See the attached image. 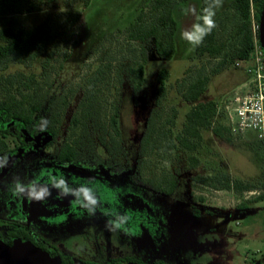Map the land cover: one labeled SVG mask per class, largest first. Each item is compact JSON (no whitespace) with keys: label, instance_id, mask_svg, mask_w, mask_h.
Wrapping results in <instances>:
<instances>
[{"label":"rangeland","instance_id":"rangeland-1","mask_svg":"<svg viewBox=\"0 0 264 264\" xmlns=\"http://www.w3.org/2000/svg\"><path fill=\"white\" fill-rule=\"evenodd\" d=\"M229 1L223 2L222 7L216 10L215 17L228 7ZM150 2L92 0L87 8L81 3L69 8L55 3L41 12L0 16V27H33L42 21L47 12L82 13L78 42L69 46L70 58L52 74L51 96L64 93L77 95V85L100 62H110L115 68V75L121 76L120 82L115 81L117 87L110 96V101L118 107L121 147L112 146L106 136V146L103 148L105 156L96 137L92 144L82 139L83 154L91 149L94 156L107 158L103 164L107 165L108 174L101 171L97 174L78 172L64 178L73 187L90 181V186L96 189L102 202V210L131 217L125 226L127 231H109L105 224L110 217L99 216L97 210L94 216L86 213V224L72 222L65 226L61 223V235L56 243L76 256L100 262L122 256L129 250L136 252L137 247L139 252L136 254H140L144 262L150 256L149 260L153 257L164 258L165 264H264V200H255L262 190L237 194L232 190L214 189L197 179V176L224 168L233 177L250 181L261 179L264 174V143L251 132L226 140L208 131L205 143L197 151L200 160L196 167L190 166L186 153L170 151L142 155L140 151L145 125L155 105L157 78L161 68H167L170 73L165 106L178 108L177 129L181 127L185 113L191 106L178 94L176 81L192 62L191 57H195V48L183 40L180 33L190 29L197 20L191 14L185 15L182 8L194 6L198 14L199 6L198 0L182 1L177 5V51L172 59H160L155 54L153 41L145 43L148 54L146 83L135 91L128 68L139 56L141 43L130 41L125 29L135 21L144 5L148 6L144 10L149 13ZM230 36L226 37L227 41ZM41 58L35 61L31 69L39 71ZM16 69V66L10 67V70ZM228 69L213 76L202 99H217L223 108L225 101L231 99L233 91H245L246 73L239 68L229 66ZM74 108L75 105L71 103L67 115L61 120L60 138L65 133ZM23 153H18V158ZM27 155L20 160H27ZM14 161L9 158L7 167L1 169L0 198L13 178L20 176L17 167L21 164L17 163L13 168ZM166 176L176 184L171 192L163 188ZM42 177L31 173L29 179L25 177L24 183L33 180L44 183ZM54 196L57 197V191H52L51 197ZM27 201L24 199L25 203ZM33 202L37 205L42 203ZM241 202L248 203V207L240 209L238 205ZM194 209L199 210L200 214L195 215ZM4 212L1 211L0 216ZM144 234L149 237V242H143L147 238H143Z\"/></svg>","mask_w":264,"mask_h":264},{"label":"trees","instance_id":"trees-1","mask_svg":"<svg viewBox=\"0 0 264 264\" xmlns=\"http://www.w3.org/2000/svg\"><path fill=\"white\" fill-rule=\"evenodd\" d=\"M182 1L191 0H151L149 13L144 10L148 6L144 5L135 21L125 29L130 41L141 43L139 56L128 68L135 91L146 83L148 54L145 43L153 41L155 54L160 59L170 60L176 54L178 21L175 9ZM198 2L199 14L208 0ZM55 3L66 8L81 3L87 8L92 0H0V16L41 12ZM263 5L264 0H230L228 7L214 17L216 28L200 46L195 47V57H191L192 62L176 81L178 94L191 104L179 129L176 128L178 108L165 106L170 73L167 68L160 69L155 105L140 142L142 155L170 151L186 153L190 166L196 167L200 160L197 151L205 143L206 132L226 140L236 137L219 100L202 99V95L214 75L227 70L229 66L238 69L235 67L236 61L249 57L253 47L252 7L259 22ZM81 19L82 13L78 11L47 12L42 21L33 27H0V151L7 146L2 132L5 123L13 122L30 128L32 124L40 122L44 115H50L54 127L61 124L71 103L75 108L69 123L72 137L76 139V152L79 147L82 148L78 144L80 139H90L92 144L95 137L100 144L106 145L107 136L112 146L121 147L118 107L110 101L112 90L117 87L115 81L120 82L121 76L115 75V68L110 62H100L90 69L77 85V95H49L52 74L70 58L69 46L78 42ZM228 35H231L229 41L226 40ZM40 57L39 71L31 69ZM11 66L17 69L10 70ZM258 140L264 143V139ZM197 179L214 189L232 190L237 194L260 189L262 193L255 200H264V174L257 181H250L233 177L224 168L197 176ZM164 183L163 188L167 192H171L176 185L167 176ZM238 207L247 208L248 203L241 202ZM193 213L199 215L200 211L194 209ZM156 263L164 264L162 260Z\"/></svg>","mask_w":264,"mask_h":264},{"label":"flooded vegetation","instance_id":"flooded-vegetation-1","mask_svg":"<svg viewBox=\"0 0 264 264\" xmlns=\"http://www.w3.org/2000/svg\"><path fill=\"white\" fill-rule=\"evenodd\" d=\"M43 118L48 121V124L46 130L42 132L38 131L41 121L32 124L30 128L13 122L4 124L5 129L2 132L5 137L3 141L7 146L0 151V157L7 156L8 159H14L13 168L17 163L21 164L17 167V172L20 175L18 177L21 181L25 182V177L29 179L31 173L43 176L44 183L49 182L50 176L58 177V174L63 177L72 176L78 172L97 174L101 171L105 175L108 174L107 165L103 164V162H107L106 157L94 156L90 148L85 154L82 153L81 147L76 152V139L72 137L70 123L65 127V133L60 138L63 123L53 127L50 115H44ZM97 142L102 146V149L106 146L100 144L98 139ZM82 143L83 140L80 139L78 144L82 145ZM21 152L24 153L20 158L25 157L26 153L28 154L27 160L24 162L18 158L20 155L18 153ZM102 155L106 156L105 151ZM11 185L12 183L8 185L5 193L1 192L0 198V212L5 211L0 216V252L4 248L5 253L11 255L14 248L30 247L42 252L50 260L59 258V264L65 262L66 264H157L158 260H162L165 264L164 258L161 257H153L149 260L150 256H148V258L145 257L147 261L144 262L142 256L136 254L139 252L137 247L136 252L129 250L125 252L126 254L111 257L105 262L76 256L71 251L64 250L59 243H56L61 235L60 224L63 223L65 226H69L72 222L86 224L88 222L85 217L87 212L71 203L70 196L65 198L54 196L38 205L30 200L25 203L23 198H20L19 201L18 197L12 195ZM249 192H254V190ZM140 197L142 199V195ZM145 198L146 196L143 199ZM99 212V216H103L102 210ZM145 235L143 238H147L142 239L143 242H149V237ZM15 263L20 264V260L15 259Z\"/></svg>","mask_w":264,"mask_h":264},{"label":"clouds","instance_id":"clouds-1","mask_svg":"<svg viewBox=\"0 0 264 264\" xmlns=\"http://www.w3.org/2000/svg\"><path fill=\"white\" fill-rule=\"evenodd\" d=\"M223 0H208L207 4L199 14H197L194 6L182 8L185 15L191 14L196 17L197 22L191 25L190 29L181 31L180 36L187 41L193 48L200 46L205 37L210 35L213 29L216 28V21L214 19L216 10L222 7ZM48 121L41 118L38 131H45ZM8 157H0V169L7 167ZM48 183H41L35 180L24 183L19 177H14L10 191L13 196L27 199L30 201L44 202L52 195V190L57 191L58 198H65L71 196L73 199L71 203L77 205L79 208L87 212L89 216H94L97 210H102V202L97 195L94 187L90 186V181L81 183L79 186L73 187L68 180L63 176H50ZM103 215L110 217L105 227L109 231H117L124 229L128 221L131 219L126 214L111 210H102Z\"/></svg>","mask_w":264,"mask_h":264},{"label":"built area","instance_id":"built-area-1","mask_svg":"<svg viewBox=\"0 0 264 264\" xmlns=\"http://www.w3.org/2000/svg\"><path fill=\"white\" fill-rule=\"evenodd\" d=\"M251 21L252 50L246 60L235 63V67L244 69L247 75V88L244 92L233 91L231 99L223 102V110L234 136L251 132L258 139H264V48L260 38V23L255 19L253 7Z\"/></svg>","mask_w":264,"mask_h":264},{"label":"water","instance_id":"water-1","mask_svg":"<svg viewBox=\"0 0 264 264\" xmlns=\"http://www.w3.org/2000/svg\"><path fill=\"white\" fill-rule=\"evenodd\" d=\"M260 38L262 47L264 48V5L260 17ZM15 259L20 260V264H59L60 259L50 260L42 252H38L30 247L14 248L12 254L5 253L3 248L0 252L1 264H16ZM13 262V263H12Z\"/></svg>","mask_w":264,"mask_h":264}]
</instances>
